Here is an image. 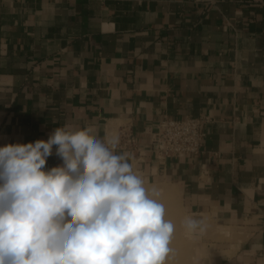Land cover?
Returning a JSON list of instances; mask_svg holds the SVG:
<instances>
[{
    "label": "crops",
    "instance_id": "0c3cea01",
    "mask_svg": "<svg viewBox=\"0 0 264 264\" xmlns=\"http://www.w3.org/2000/svg\"><path fill=\"white\" fill-rule=\"evenodd\" d=\"M199 117L201 153L160 162L159 122ZM65 124L175 187L167 264H264V0H0V146Z\"/></svg>",
    "mask_w": 264,
    "mask_h": 264
},
{
    "label": "clouds",
    "instance_id": "9594fccd",
    "mask_svg": "<svg viewBox=\"0 0 264 264\" xmlns=\"http://www.w3.org/2000/svg\"><path fill=\"white\" fill-rule=\"evenodd\" d=\"M119 143L65 124L0 146V264H167L176 226ZM54 146L62 164L49 169ZM182 224L205 230L193 215Z\"/></svg>",
    "mask_w": 264,
    "mask_h": 264
},
{
    "label": "built area",
    "instance_id": "2783aa9c",
    "mask_svg": "<svg viewBox=\"0 0 264 264\" xmlns=\"http://www.w3.org/2000/svg\"><path fill=\"white\" fill-rule=\"evenodd\" d=\"M208 123L207 118L164 119L157 125L152 138V149L158 160L199 155L202 151ZM128 142L134 144L133 137Z\"/></svg>",
    "mask_w": 264,
    "mask_h": 264
},
{
    "label": "rangeland",
    "instance_id": "374dc122",
    "mask_svg": "<svg viewBox=\"0 0 264 264\" xmlns=\"http://www.w3.org/2000/svg\"><path fill=\"white\" fill-rule=\"evenodd\" d=\"M138 175H140L143 178V180L145 181L146 187L155 186L160 190V192H161L160 200L163 204H184L182 197L175 190V187L172 186L171 184H169L168 182H155L154 180H150L148 177H146L142 173H138ZM171 190H173V192L175 191L176 193L174 194ZM167 210H168V208H166V215L167 216L168 215L173 216L172 214H169V211H167ZM175 215L176 214H174V216ZM169 260H168V262H169Z\"/></svg>",
    "mask_w": 264,
    "mask_h": 264
}]
</instances>
